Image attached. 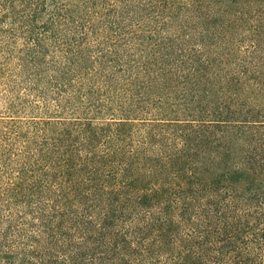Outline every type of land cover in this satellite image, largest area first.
<instances>
[{"label": "trees", "instance_id": "trees-1", "mask_svg": "<svg viewBox=\"0 0 264 264\" xmlns=\"http://www.w3.org/2000/svg\"><path fill=\"white\" fill-rule=\"evenodd\" d=\"M198 2L85 0L81 65L63 44L49 96L27 73L0 119V264H264V0H206L210 55L195 60L97 49L106 20L124 46L133 24L174 45L181 29L159 30ZM65 9L0 0L4 48L41 53L43 16Z\"/></svg>", "mask_w": 264, "mask_h": 264}, {"label": "rangeland", "instance_id": "rangeland-1", "mask_svg": "<svg viewBox=\"0 0 264 264\" xmlns=\"http://www.w3.org/2000/svg\"><path fill=\"white\" fill-rule=\"evenodd\" d=\"M82 1L83 3L81 4V0H59L60 4L66 5V9L60 13L69 15L68 22H60L56 19L55 15H50L49 17L46 13L51 12V10L53 11L55 2L49 3V11L43 16V21L49 24L50 31L39 36V45L43 47L41 53H32L33 50L31 49L34 46L26 45L25 39L22 38H18L15 41L16 43L9 44L7 48H4L5 44H3L4 42L0 38V119L8 115L7 106L14 96L25 95V87L28 86L25 81L27 80L26 77L29 71L38 70L36 74L40 75L38 81L28 83L29 85H33L34 91H41L45 95H50L53 87L49 86V77L55 71L65 72L67 70L65 69L67 67L64 65V62L66 61V57L69 56V52H58L63 44H71L73 52L71 51L70 53L74 55L75 60L72 66L73 70L75 71L81 65L80 55L84 51L87 52L90 42L93 40V36H88L85 40L81 29L75 23L76 20H82L85 14V0ZM205 2L206 0H201V3L198 2L197 7H193V10L176 11L173 24L167 29L159 30V35L167 37L173 30V25H177L181 29V39L179 42L175 41L174 45L163 43L156 50L154 46H149V38L154 35L148 30L141 31V28L133 24V29L137 33L138 38L131 39L127 46H124L122 40L120 42L115 41V29L113 26L110 27L109 21L106 20L100 24L95 23V27H99L98 29L103 27L101 25H105L106 28L108 26L109 28L106 33H103L102 44L97 49L101 50L102 53L123 56L122 61L132 59L133 56L139 57L140 55H145V57H150L153 53H176L179 58L191 56L194 60L206 53L210 55V18L208 25H203L205 29H209L205 34L201 33L202 26L199 23L200 18L210 15V4H204ZM200 4L201 7H199ZM113 15L114 13L111 11L110 16ZM134 21L137 20L134 19ZM144 26H148V24L145 23ZM208 40L209 43L207 44ZM85 43L88 44L85 45ZM28 47H30V50ZM33 99H35L34 94L27 98L29 101ZM18 104V98L11 101L13 109Z\"/></svg>", "mask_w": 264, "mask_h": 264}]
</instances>
